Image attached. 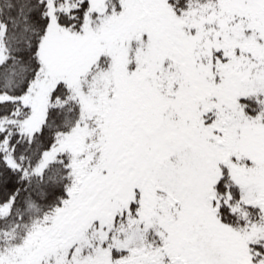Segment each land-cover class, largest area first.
<instances>
[{"label":"snow or ice","instance_id":"snow-or-ice-1","mask_svg":"<svg viewBox=\"0 0 264 264\" xmlns=\"http://www.w3.org/2000/svg\"><path fill=\"white\" fill-rule=\"evenodd\" d=\"M0 264H264V0H0Z\"/></svg>","mask_w":264,"mask_h":264}]
</instances>
